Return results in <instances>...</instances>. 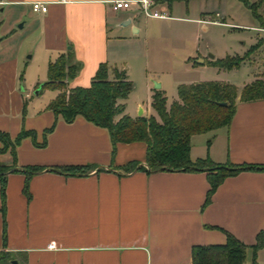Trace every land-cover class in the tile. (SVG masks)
<instances>
[{"label": "crops", "instance_id": "1", "mask_svg": "<svg viewBox=\"0 0 264 264\" xmlns=\"http://www.w3.org/2000/svg\"><path fill=\"white\" fill-rule=\"evenodd\" d=\"M113 1L0 0V132L15 139L21 130L33 131L36 143L43 142L44 131L55 122L47 106L56 92L41 86L48 64L68 50L81 64L67 82L69 89L88 88L99 66L107 64L109 80L116 70L131 83L128 102L120 101L124 113L131 117L134 103L140 116L148 118L154 115V92H166L152 68L151 47L162 40L193 39L202 26L244 28L231 16L249 15L238 0H151L152 10L168 13L165 19L147 17L135 4L116 12ZM34 3L44 4L46 12H34ZM256 12L264 21V5ZM1 18L20 25L6 27ZM251 27L264 31V25ZM25 43L34 48L27 59L22 57ZM208 58L198 53L189 60L194 69H203L211 67L208 61L221 59ZM194 83L200 82L188 84ZM243 87L229 126L190 139L191 161L206 162V170L228 164L264 166V99L240 101ZM139 96L146 98L145 109ZM145 154L143 142L118 143L111 157L106 130L82 118L70 124L58 120L43 148L23 139L16 148L19 171L5 176L4 212L0 186V251L17 264H192L195 246L224 245L226 233L250 246L264 231V171L227 177L205 205L210 189L206 171L131 170L133 165L145 167ZM2 161L0 166L10 167V153L0 154ZM53 167L87 169L71 176L45 170ZM28 168L44 170L27 180L20 170ZM50 244L55 248L49 249ZM245 264H252L250 253ZM256 264H264V249Z\"/></svg>", "mask_w": 264, "mask_h": 264}, {"label": "trees", "instance_id": "2", "mask_svg": "<svg viewBox=\"0 0 264 264\" xmlns=\"http://www.w3.org/2000/svg\"><path fill=\"white\" fill-rule=\"evenodd\" d=\"M173 1V0H168ZM243 3L264 25L262 17L257 14V8L264 5V0L249 3L248 0H238ZM256 44L243 56H226L208 61V65L219 70L236 69L247 60L259 47ZM71 51L59 55L48 64L47 81L42 84L44 90L56 92L47 108L55 117L51 128L43 133V142L36 143L33 131L21 130L15 139L0 132V154L10 153L12 165L0 166V186L2 211L4 212L6 174L9 171H19L16 167V148L23 139H30L35 147L46 145L50 134L58 120L67 124L82 118L95 127L106 130L111 143V157L114 156L118 143L143 142L146 145L145 169L142 166H130L131 170L158 171H206L210 189L205 199L208 205L217 187L227 177L235 176L244 171H264V166L254 165H224L206 170V162H192L190 159V139L194 135L207 133L229 126L235 112V100L238 90L235 86L216 81L194 84H181L177 87L178 100L167 106L165 95L156 91L151 97V109L154 115L148 118L140 116L135 119L128 117L124 111V101L130 91L131 83L124 73L115 72V79H108V65L101 64L88 88H68V80L73 79L80 71ZM264 99V80L256 79L246 85L240 92V101L249 102ZM225 103V106L219 105ZM83 167H53L46 171L61 175H80L86 173ZM44 169L28 168L20 170L27 180ZM27 193V183L24 187ZM264 249V231H260L253 245H245L231 234L226 233V242L221 246H195L191 250L192 264H245L248 254H251L252 264H256L257 253ZM13 257L0 251V264L13 261Z\"/></svg>", "mask_w": 264, "mask_h": 264}, {"label": "rangeland", "instance_id": "3", "mask_svg": "<svg viewBox=\"0 0 264 264\" xmlns=\"http://www.w3.org/2000/svg\"><path fill=\"white\" fill-rule=\"evenodd\" d=\"M246 13L249 15H245L244 13L238 16H231V18L234 19V24H244L245 26L247 25V27L235 26L237 27L235 28L234 26L223 27L219 25H207L205 28V26H202V29L197 33L194 32L193 39H191L190 36H188V38L185 36L183 40L173 41V44L162 40L159 44H155L151 47L150 59L152 61V68H154L166 85L165 97L168 106L178 100V85L174 83V79L185 84L195 80L199 82L226 81L227 84L235 86L237 90L260 76L261 79L264 80V31L252 28V25H257L258 27L261 25L253 17L250 10H248V12L246 11ZM1 20H4L3 25L6 27L13 26V28L17 29L20 25V23L15 24L13 20L8 21L7 18H1ZM218 22L220 21L218 20ZM218 22L217 24H219ZM226 22L232 23L231 20L228 19ZM175 42L177 43L176 47L174 46ZM256 44L260 45L250 56V60L244 61L238 68L231 72H224L223 70L218 71L212 67L194 69L189 60V58L197 56L198 53L204 55L206 59L209 55L223 58L225 57V53H228L231 57H243L250 48ZM33 49L34 48H30L27 43H25L22 49V57L27 59L31 55ZM34 51L36 52V50ZM190 51L192 53L190 55L192 56L188 57L187 55ZM24 86H26V84H24ZM44 95L46 96L47 94L45 93ZM133 99L134 97L130 98L131 101ZM139 99L142 101V107L145 109L146 98L139 96ZM126 102L128 101H125V103ZM131 112L132 116L139 117L141 115L139 108L136 109L134 103H132ZM125 114L130 117L127 112H125ZM0 163L2 164L3 161ZM13 261H16V259H13ZM13 261H10V263ZM2 264L9 263L4 262Z\"/></svg>", "mask_w": 264, "mask_h": 264}, {"label": "built area", "instance_id": "4", "mask_svg": "<svg viewBox=\"0 0 264 264\" xmlns=\"http://www.w3.org/2000/svg\"><path fill=\"white\" fill-rule=\"evenodd\" d=\"M140 5L142 7V12L147 17L152 18H160L165 19L168 18V13L166 11H158V10H152L153 2L151 0H116L112 2V10L114 11H122V10H129L131 9L132 5ZM32 9L34 12H41L45 13L47 8L44 4L41 3H34L32 5ZM49 249H54V244H50L48 246Z\"/></svg>", "mask_w": 264, "mask_h": 264}, {"label": "water", "instance_id": "5", "mask_svg": "<svg viewBox=\"0 0 264 264\" xmlns=\"http://www.w3.org/2000/svg\"><path fill=\"white\" fill-rule=\"evenodd\" d=\"M209 58H212V55H209ZM203 62H204V60H198L197 61L198 64H203ZM154 88L155 89H159L160 88V85L159 84H154ZM219 105L225 106L226 104L225 103H220ZM12 264H17V262L16 261H13Z\"/></svg>", "mask_w": 264, "mask_h": 264}]
</instances>
